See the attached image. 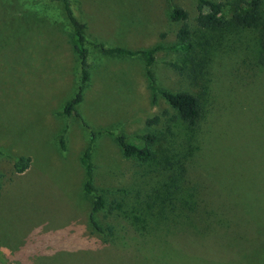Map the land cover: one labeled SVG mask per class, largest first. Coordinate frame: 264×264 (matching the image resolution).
<instances>
[{"label":"rangeland","instance_id":"1","mask_svg":"<svg viewBox=\"0 0 264 264\" xmlns=\"http://www.w3.org/2000/svg\"><path fill=\"white\" fill-rule=\"evenodd\" d=\"M209 1L229 20L250 2ZM70 2L86 26L90 81L66 116L81 67L63 3L0 0V264H264L256 34L197 28V0ZM175 7L190 14L189 52L169 49L182 25L170 19ZM98 44L165 47L151 68L155 86L198 98L199 126L153 93L142 56L104 55ZM146 134L157 138L152 159L125 157L116 137L143 147ZM90 147L92 194L82 164ZM20 157L31 160L22 174Z\"/></svg>","mask_w":264,"mask_h":264},{"label":"trees","instance_id":"2","mask_svg":"<svg viewBox=\"0 0 264 264\" xmlns=\"http://www.w3.org/2000/svg\"><path fill=\"white\" fill-rule=\"evenodd\" d=\"M53 2H62L68 21L73 29L72 44L78 55L81 67L80 86L77 95L71 101H69L63 111V115L72 116L76 114V107L83 100V93L90 81V64L88 61V51L85 47V24H83L77 17L70 0H52ZM198 16L196 18V26L209 33H220L221 37L229 32H241L243 30H249L257 36V64L264 69V0H250L245 5L247 10L240 13H235L229 20L223 16L222 4H217L209 0H197ZM170 19L174 23H181V27L178 30L177 46H173L169 49L174 51H186L189 52L193 49V31L190 24V14L182 8L175 7L170 15ZM239 30V31H237ZM96 47L104 55H118L125 57H137L142 56L146 62L147 76L151 83L153 93L161 94L164 99L177 110L180 119L190 128H197L202 119V108L198 98L189 93H173L170 91L159 90L155 86L153 74L151 71L152 66L155 64V53L159 50L166 49L159 45L151 50H129L122 47H108L105 44H98ZM175 69L181 70V65L178 63H170ZM93 136L96 133H92ZM144 142V146L140 147L131 144L127 141V137L118 135L116 137L122 152L127 158H136L140 162L145 163L152 159L153 151L152 146L156 143V136L154 134H146L138 137ZM91 147L86 151L82 158V164L87 171V182L85 185V191L88 194L97 192L93 186L92 167L89 163V157L91 154ZM0 155L3 153L0 151ZM9 157V156H8ZM12 158V157H9ZM15 171L18 174L24 173L29 169L31 160L26 157H20L15 159ZM105 197L103 195H96L93 213L91 215V222L93 226L100 230L97 222L95 221V213L102 210L105 206Z\"/></svg>","mask_w":264,"mask_h":264}]
</instances>
